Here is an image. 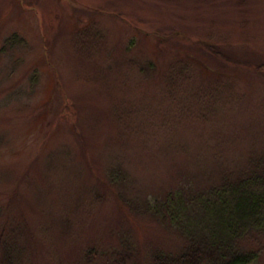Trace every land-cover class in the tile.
<instances>
[{
    "label": "rangeland",
    "instance_id": "1",
    "mask_svg": "<svg viewBox=\"0 0 264 264\" xmlns=\"http://www.w3.org/2000/svg\"><path fill=\"white\" fill-rule=\"evenodd\" d=\"M13 32L26 43L2 50ZM263 63L264 0H0V250L7 239L16 264H152L179 248L132 205L262 151Z\"/></svg>",
    "mask_w": 264,
    "mask_h": 264
},
{
    "label": "trees",
    "instance_id": "2",
    "mask_svg": "<svg viewBox=\"0 0 264 264\" xmlns=\"http://www.w3.org/2000/svg\"><path fill=\"white\" fill-rule=\"evenodd\" d=\"M93 29L92 39H101V32L96 27ZM79 36L77 38H81ZM24 43V38L13 32L4 38L2 50ZM79 47L87 48L83 42ZM188 66L187 62L182 66L170 63L165 76L173 81L188 71ZM258 69L264 71V63L258 65ZM36 76V72L31 76V88ZM172 85L170 82L169 86ZM120 174L119 168L111 171L114 181L123 177ZM132 207L142 208L145 213L164 221L183 238V243L175 250L154 249L152 264H252L262 250L261 238L264 237V148L239 171L223 172L217 181L207 186L172 189L163 198L146 199ZM9 243L6 239L3 246L1 244L0 264H16L17 250L12 253ZM96 254L92 248L85 252L88 259Z\"/></svg>",
    "mask_w": 264,
    "mask_h": 264
}]
</instances>
